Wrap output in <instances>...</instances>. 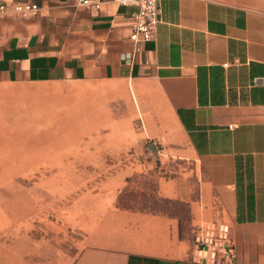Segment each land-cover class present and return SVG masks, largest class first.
Masks as SVG:
<instances>
[{"label": "crops", "instance_id": "1", "mask_svg": "<svg viewBox=\"0 0 264 264\" xmlns=\"http://www.w3.org/2000/svg\"><path fill=\"white\" fill-rule=\"evenodd\" d=\"M89 2L0 0V264H214L200 228L264 264V0H160L133 64L138 7ZM149 171L181 211L116 205ZM65 178L100 180L70 242Z\"/></svg>", "mask_w": 264, "mask_h": 264}, {"label": "built area", "instance_id": "2", "mask_svg": "<svg viewBox=\"0 0 264 264\" xmlns=\"http://www.w3.org/2000/svg\"><path fill=\"white\" fill-rule=\"evenodd\" d=\"M119 5H134L138 10L133 14L130 24L129 39L132 50L121 55V60L133 64L142 50L144 42L151 40L155 35L159 23L160 0H115ZM82 4H89V0H81ZM39 6L32 2H18L12 5L10 12L22 17L34 16L39 12ZM7 11L5 4H0V15ZM140 122V127H142ZM232 127V126H231ZM157 149L154 144H151ZM214 229H198L194 237L197 250L206 253L214 264H233L234 252L227 228L220 229L221 234L216 236ZM206 258V256H203Z\"/></svg>", "mask_w": 264, "mask_h": 264}, {"label": "rangeland", "instance_id": "3", "mask_svg": "<svg viewBox=\"0 0 264 264\" xmlns=\"http://www.w3.org/2000/svg\"><path fill=\"white\" fill-rule=\"evenodd\" d=\"M119 103L113 104V113L117 119L121 117ZM133 134L132 128L128 129ZM130 153V152H129ZM157 176L154 171L135 172L119 193L120 200L116 205L127 206L133 209H148L157 211H181L182 206L175 202L165 200L158 196ZM64 222L65 242H70L72 235L76 234L75 220L77 218L78 200L81 196L94 192L100 182L99 179H70L64 180Z\"/></svg>", "mask_w": 264, "mask_h": 264}, {"label": "trees", "instance_id": "4", "mask_svg": "<svg viewBox=\"0 0 264 264\" xmlns=\"http://www.w3.org/2000/svg\"><path fill=\"white\" fill-rule=\"evenodd\" d=\"M118 200H120V196H118ZM120 207L131 208V207H127V206H120ZM131 209H133V208H131Z\"/></svg>", "mask_w": 264, "mask_h": 264}]
</instances>
